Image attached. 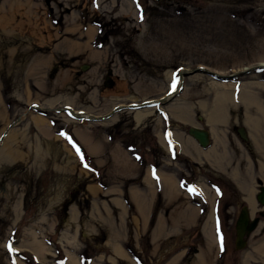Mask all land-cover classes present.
I'll use <instances>...</instances> for the list:
<instances>
[{
    "label": "rangeland",
    "instance_id": "rangeland-1",
    "mask_svg": "<svg viewBox=\"0 0 264 264\" xmlns=\"http://www.w3.org/2000/svg\"><path fill=\"white\" fill-rule=\"evenodd\" d=\"M21 1L38 11L37 24L16 17L6 36L14 1L0 0V264H27L20 254L39 264H198L200 254L208 264H264V229L235 247V217L247 204L203 155L224 141L221 161L257 203L264 125L258 147L236 100L244 83L264 106V66H255L264 58V0ZM180 75L179 96L140 110L150 113L143 123L124 109L161 100ZM212 80L236 83L235 111L222 119L206 114ZM68 105L95 116L122 107L95 121L73 119L61 110ZM191 126L209 132L207 147ZM71 137L100 172L85 167ZM214 215L221 249L214 224L205 226Z\"/></svg>",
    "mask_w": 264,
    "mask_h": 264
},
{
    "label": "bare ground",
    "instance_id": "bare-ground-1",
    "mask_svg": "<svg viewBox=\"0 0 264 264\" xmlns=\"http://www.w3.org/2000/svg\"><path fill=\"white\" fill-rule=\"evenodd\" d=\"M13 1L14 2H11L12 9H13V14H14V15H12V19H11V20H13V23H12V21L10 19L9 20L6 19V21H4L5 27H3L2 28V31H1L2 34L6 35V36H8V33H12L13 28L11 26H12V24H14V22L17 21V20H15L16 17H21L22 15H25L26 16L25 17L26 20L29 19L32 22H34L35 24H37L36 14L38 13V11H36V9H35V13L32 11V7H31V6H33L32 3L28 2V4H27V3H25V2H23L21 0H13ZM21 4H25V7H27V10L26 11H25V9H23V10L20 9L19 5H21ZM79 36H81V34H79ZM82 37L83 38H86V35H84ZM66 40H69V39L66 38ZM68 44L70 45L69 46L70 47V50H69L70 52L71 51L75 52V49H76V51H79L78 48H79V46H81V44L78 43L77 41L76 42L68 41ZM83 47H84V49L85 48L86 49L88 48L87 47V42H84ZM255 66H264V58L261 57L259 59L258 63ZM250 67L251 66H247L246 65V66H243L241 70H243V71L244 70H248ZM214 73L217 74V75L219 74V76H220V73L219 72H214ZM63 77H66V75H64ZM182 80H183V76L180 75L179 78H178V80H177L176 86L173 89V91H175V90L177 91L178 88H179V86L183 84V82H181ZM209 84L211 85V88L214 89V91H213V95H212V100H213L212 101V105H211L212 107H211L210 110H207V112H206V114H208L207 117L210 116L211 118L217 117V119H220V118L222 119L224 117V112H226V110L235 111L236 106L234 104L235 102L233 101L234 100L233 98H234V91H235L236 83H232L231 81H221V80H219V81L218 80L213 81L212 80ZM259 84L260 83H258V85ZM255 85L257 86V83H255ZM261 85H264V84H261ZM238 88L239 89H238L237 100L236 101L238 103L240 102L241 104L244 105V108H243V111H244V116H243L244 125L246 127H248V130L250 132V139H251V141L254 144L256 143L258 147H260L258 145L259 142H258V138H257L256 132H257V128H259L260 125H264V106L262 104H260V100L258 99V97L256 95L257 93L253 89L252 90H248L247 85H245L244 83L240 84L238 86ZM179 90L177 92H175L176 94L174 95V97L177 95V93L181 92ZM178 96L179 95H177V97ZM230 96L232 98L231 100H230ZM151 101H154V100H150V101H147V102H151ZM68 106L70 108H72V106H70V105H68ZM47 107L48 108H46V109H49L51 106H47ZM127 109H131V108H127ZM142 109L143 108H140V109H131V110H137L136 113H135V115H134V119H135V121H136L137 124L143 123V121L150 115V113L148 111H140ZM160 109H161V107H160ZM73 111L76 114H79V116H81L82 118H90L91 117V114H89L86 111H81V110H77V109L76 110L73 109ZM163 111H164V109H163ZM73 119H76V118H73ZM34 120L38 124H40V123L42 125L45 124V121H44L43 117H39V116L37 117L36 116L34 118ZM76 133L78 135L77 136L78 138H76V139H79L80 142L83 141L84 140L83 139V136L81 134H79L78 132H76ZM218 138H220V137H218ZM79 140H77V141L79 142ZM216 140H218V139H216ZM217 142L219 144V148L218 149H213V148L212 149H209V150L203 152V155L205 157H207L206 159L210 160L211 162H213V163L215 162L214 164H215V169L217 170V172H220V173L227 172L229 174V176H226V177H229V179L233 180L234 181V184L236 186V189L243 194L242 195V196H244V199L243 200L247 204L245 206L247 207V210L249 211V215L251 217V215L254 214L255 210H257V208H256L257 207V204L255 203V201L253 199V196H252L253 194L251 192L250 193L251 195H249L247 191H250V190L249 189L247 190L246 186H243V184L238 183V181H237L238 176H237V171H236L237 169H236V167L233 166V167H231L229 169V168H227L225 166V164L223 163V161H221L222 158L225 156V148H226V145L224 144V141H222V140H218ZM209 143H210V141H209ZM176 147L173 146L174 149L176 148V149L179 150L178 144L176 145ZM4 148H5V145L3 146L2 149L5 150ZM176 149H175V151H176ZM84 151H85V149H84ZM263 154H262V156H263ZM181 181H182V179H181ZM245 192H247V193H245ZM210 217H211L212 220H210V218H209L208 219V222L207 221L205 222V226H207V224L211 221V223L214 224L213 227L215 228V223H213V217L212 216H210ZM258 227H261V228L264 229V222L259 223ZM249 233L250 232L246 233L244 235V237L247 236V235H249ZM33 238H35V237H33ZM35 240H37V238H35ZM38 244H40V242H38V240H37V241L34 242L33 245L37 246ZM262 246H263V243L258 246L259 248H261L260 251H262V249H263ZM260 251H259V253L261 254ZM200 255L201 256L198 259V262H199L198 264H208V263H206V259H205L206 257L203 254H200ZM116 262L117 261L114 260L112 263L113 264H117ZM19 264H23V263L19 262ZM67 264H75L74 263V258H70L69 261L67 262Z\"/></svg>",
    "mask_w": 264,
    "mask_h": 264
},
{
    "label": "water",
    "instance_id": "water-1",
    "mask_svg": "<svg viewBox=\"0 0 264 264\" xmlns=\"http://www.w3.org/2000/svg\"><path fill=\"white\" fill-rule=\"evenodd\" d=\"M199 68H197L198 70ZM202 69V68H201ZM204 71V73L210 74V75H214L215 73L209 70H205L202 69ZM182 82V81H181ZM179 90V89H178ZM177 90V91H178ZM176 90L171 92L170 94L166 95L165 97H163L161 100L157 101H151V102H142L141 104H130V105H126L123 106L124 109L127 108H131V109H140V108H144V107H148L152 104H156V103H160L161 105L165 104V102H167L168 99H170L172 96H174L177 92ZM37 107V106H34ZM120 107L122 106H118L117 108H115L113 111H111L109 114L114 113L117 109H121ZM61 110H68L73 118L76 119H81L82 117L79 116V114H76L72 108L70 107H63L61 108ZM109 114L103 115V116H95V115H91V117L89 119L91 120H102L104 118H106ZM188 133L189 135H191L195 140H197V142L199 143V145L201 147H207L209 144V132L202 127H197V126H191L188 128ZM256 199L259 202V204H261V206H264V185L259 187V192L256 194ZM260 215L263 214L262 211L259 212ZM259 220V217H255V218H250L249 215V211L247 210V207L245 205L242 206V209L239 213L238 219L236 221L235 224V230H236V238H235V247L237 249H242L245 246V239H244V235L248 232H251L253 229H255L257 222Z\"/></svg>",
    "mask_w": 264,
    "mask_h": 264
},
{
    "label": "trees",
    "instance_id": "trees-1",
    "mask_svg": "<svg viewBox=\"0 0 264 264\" xmlns=\"http://www.w3.org/2000/svg\"><path fill=\"white\" fill-rule=\"evenodd\" d=\"M69 142L71 143L73 149L75 150V152L77 153V155L80 157V159L83 161V163L85 165H87L90 168H93L95 171L100 172V169H96L95 167L91 166L90 164H88L87 160L88 157L84 151V149L81 147V145L72 137L70 138ZM77 148L79 149V152L77 151ZM153 168H155V166H153ZM21 257L24 258V260L26 261L27 264H39L38 262L35 261V259L33 258V256L30 254H25L22 255L20 254Z\"/></svg>",
    "mask_w": 264,
    "mask_h": 264
},
{
    "label": "flooded vegetation",
    "instance_id": "flooded-vegetation-1",
    "mask_svg": "<svg viewBox=\"0 0 264 264\" xmlns=\"http://www.w3.org/2000/svg\"><path fill=\"white\" fill-rule=\"evenodd\" d=\"M34 108H37V107H34ZM188 131V130H187ZM256 201H257V199H256ZM258 203V204H257ZM257 206L259 207L261 204H259V202L257 201ZM243 206V205H242ZM242 206L239 208V211H238V213H237V215H236V217H235V224H236V221H237V219H238V216H239V213H240V211H241V209H242ZM258 207H257V210H255V212H254V214L253 215H251V219L252 218H255V217H259V220H258V222H257V226L255 227V229H253L250 233H249V235H247V236H245L244 237V239H245V241L248 243V239L250 238V236H251V234L256 230V228L258 227V225H259V223L261 222V220H262V218L261 217H263L262 215H264V208L263 209H258ZM260 211H262L263 212V214L262 215H260L259 214V212ZM257 214H259V216H257ZM218 219H220L218 216H215V221H216V224H218ZM235 237H236V230H235ZM257 243H260V240H257V242L255 243L254 242V244H251V248H252V250H254L256 247H255V245L257 244ZM260 245V244H259ZM245 246H247L246 245V243H245ZM257 246V245H256Z\"/></svg>",
    "mask_w": 264,
    "mask_h": 264
},
{
    "label": "snow or ice",
    "instance_id": "snow-or-ice-1",
    "mask_svg": "<svg viewBox=\"0 0 264 264\" xmlns=\"http://www.w3.org/2000/svg\"><path fill=\"white\" fill-rule=\"evenodd\" d=\"M174 77H175V74H174ZM173 87H175V79L173 81ZM62 135H66L64 133H62ZM170 135V134H169ZM77 151L79 152V149L77 148ZM85 167H87V165H85ZM190 191H196L195 187L193 186ZM223 238L221 237V242H222Z\"/></svg>",
    "mask_w": 264,
    "mask_h": 264
}]
</instances>
